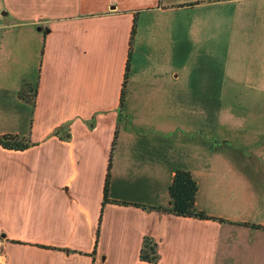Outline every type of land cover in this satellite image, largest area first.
<instances>
[{
    "label": "crops",
    "instance_id": "crops-1",
    "mask_svg": "<svg viewBox=\"0 0 264 264\" xmlns=\"http://www.w3.org/2000/svg\"><path fill=\"white\" fill-rule=\"evenodd\" d=\"M3 2L0 135L33 144L0 145V264H264V225L232 218L252 166L218 159L229 145L189 167L210 219L163 210L187 169V57H227L226 87L264 88V0Z\"/></svg>",
    "mask_w": 264,
    "mask_h": 264
},
{
    "label": "rangeland",
    "instance_id": "rangeland-1",
    "mask_svg": "<svg viewBox=\"0 0 264 264\" xmlns=\"http://www.w3.org/2000/svg\"><path fill=\"white\" fill-rule=\"evenodd\" d=\"M3 1L1 18L3 11H7ZM222 59L223 64L217 57H187V169L206 163L205 159L211 157L205 154L207 150L224 145L231 148L236 144L237 155L229 154L225 147V158L218 159L243 161L252 166L240 169L249 174V193L247 185L240 183L239 192L230 204L232 210L228 209L233 212V220H248L258 227L264 225V164L260 163L264 151L257 144L264 141V127L258 126L262 123L256 121L255 115L264 111V88L226 87L229 60ZM177 114L180 115L178 110ZM228 135L231 141H223L222 136ZM253 142L257 144L251 146ZM200 180L205 189L210 186L206 177Z\"/></svg>",
    "mask_w": 264,
    "mask_h": 264
},
{
    "label": "trees",
    "instance_id": "trees-1",
    "mask_svg": "<svg viewBox=\"0 0 264 264\" xmlns=\"http://www.w3.org/2000/svg\"><path fill=\"white\" fill-rule=\"evenodd\" d=\"M134 31L132 35L131 43L134 39ZM126 84V83H125ZM35 93L31 95L33 100ZM117 135L115 136V140ZM115 143V142H114ZM33 143L29 138L22 137L19 134L6 133L0 135V145L8 149L23 150L30 147ZM110 169L109 165L106 183H105V199L104 203L110 200L109 198V184H110ZM199 191V184L193 176L191 170L186 168H178L172 178V182L169 187V193L171 197V207L169 209H163L168 212L174 213L179 216L195 217L200 219H210L211 217L206 215L202 210L198 209L196 200ZM125 203V202H121ZM157 244L148 237L145 238L143 247L141 249L140 257L147 262H157L159 255L157 253Z\"/></svg>",
    "mask_w": 264,
    "mask_h": 264
},
{
    "label": "built area",
    "instance_id": "built-area-1",
    "mask_svg": "<svg viewBox=\"0 0 264 264\" xmlns=\"http://www.w3.org/2000/svg\"><path fill=\"white\" fill-rule=\"evenodd\" d=\"M0 262L3 263L4 262V258H3V254L0 252Z\"/></svg>",
    "mask_w": 264,
    "mask_h": 264
}]
</instances>
